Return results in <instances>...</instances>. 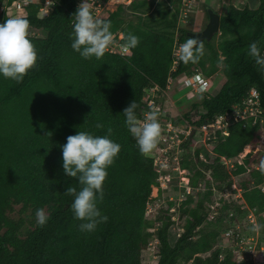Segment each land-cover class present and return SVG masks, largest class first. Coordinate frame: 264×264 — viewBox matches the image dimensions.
<instances>
[{
	"label": "trees",
	"instance_id": "obj_1",
	"mask_svg": "<svg viewBox=\"0 0 264 264\" xmlns=\"http://www.w3.org/2000/svg\"><path fill=\"white\" fill-rule=\"evenodd\" d=\"M21 1L0 0V22L27 18L30 29L39 34L30 36L38 60L22 83L0 76V264H143L151 237L148 229L153 226L146 220V206L158 175L153 156L139 152L123 111L135 100L141 118L147 110L145 96L154 85L165 90L169 80L198 69L211 78L221 67L224 86L213 94L215 87L210 84L201 103H194L192 113L185 115L186 121L195 127L212 124L217 116L242 104L252 89L259 92L264 108V71L248 56L253 41H262L264 46V0H259L257 9L231 5L221 16L217 46L204 42L209 53L196 64H184L174 57L176 48L190 34L178 29L184 0H134L127 8L119 7L104 20L111 21L113 36L135 34L138 46L127 54L107 51L101 59L91 60L71 48L72 16L81 0H54L48 14L42 11L45 0L18 9ZM101 1L108 2L88 0L96 15ZM125 11L134 20L125 19ZM207 16L209 19L208 12ZM175 61L178 64L173 71ZM98 123L104 127L97 128ZM108 128L112 129L110 139L121 145L118 158L107 170L104 198L98 202L108 220L94 232H81V221L70 208L74 197L67 193L68 187L79 191L80 185L64 174L61 146L77 131L104 136ZM210 143L215 156L208 155V163L200 162L199 148L195 163L183 162L193 173V187L199 188L200 182L208 187L206 198H190L183 204L184 231L174 245L170 229L175 221L167 209L158 231L160 248L155 264H264L263 253L240 259L220 247L222 242L226 244L220 239L223 226L226 232L245 217L239 208L225 204L209 224L216 229H203L210 212L206 200L213 195L211 189L231 186L221 157L235 159L247 146L259 152L247 157L235 176L245 202L257 210L259 223L264 224V192L260 188L264 185V123L236 124L230 136L217 133ZM39 208L49 213L44 227L33 220ZM230 214L233 216L228 219ZM234 233L233 239L239 236L238 231ZM260 233L264 243V230Z\"/></svg>",
	"mask_w": 264,
	"mask_h": 264
},
{
	"label": "clouds",
	"instance_id": "obj_2",
	"mask_svg": "<svg viewBox=\"0 0 264 264\" xmlns=\"http://www.w3.org/2000/svg\"><path fill=\"white\" fill-rule=\"evenodd\" d=\"M72 17L71 48L86 60L93 57L101 59L114 43L111 21L98 18L88 0H81ZM29 29L30 22L24 17H12L0 22V76L5 79L22 83L25 76L37 65V49L30 39ZM122 39L121 48L124 52H129L139 44V38L132 33ZM178 52L181 62L196 64L204 53V44L202 40L189 36L179 46ZM248 56L264 71L262 41H253L248 45ZM201 74L196 71L190 76L208 78ZM137 108L135 100L132 101L124 109L123 116L129 133L136 140L139 152L147 157L157 149L161 138L159 112L154 109L141 120L138 118ZM96 127L103 128L104 125L98 123ZM111 135V128L107 129L104 136H97L89 131H77L75 135L68 136L67 142L61 146L64 174L74 178L80 185L79 191L68 187L67 193L74 197L70 208L74 218L81 221V232H94L99 224L108 220L98 208V202L104 198L103 186L108 176L107 170L115 163L121 151V145L110 139ZM35 217L40 227L48 223L49 216L42 208L36 210ZM251 230L262 231L264 224L258 223Z\"/></svg>",
	"mask_w": 264,
	"mask_h": 264
},
{
	"label": "built area",
	"instance_id": "obj_3",
	"mask_svg": "<svg viewBox=\"0 0 264 264\" xmlns=\"http://www.w3.org/2000/svg\"><path fill=\"white\" fill-rule=\"evenodd\" d=\"M36 1L37 0H23L17 4V7L18 9H21L30 3H36ZM125 1L127 4H131L134 0ZM193 3L194 1L192 0H184L183 5L184 7H189L192 6ZM44 5L45 6L42 11L47 8L50 10L51 6L54 5V0H45ZM99 13L100 12L98 11L96 16H98ZM113 48L114 47L111 46L108 51L111 53H117L112 50ZM177 64V61H175L173 71L176 70ZM179 80L180 85L178 86V90L182 93L188 91L189 94H191V91L196 99H203L210 86V80L208 78L203 79L199 75L184 76ZM170 84L171 81L165 90H162L158 85H154L150 89L144 99V102L147 105V110L139 119L143 120L146 114L154 109L159 112L158 119L161 124L162 134L157 149L151 154L154 160V168L158 175L157 185L153 188V190L157 188L158 193L160 192V189L166 190L168 186L171 187L173 182L177 181L173 176L184 174L182 181H178V183L180 185V190H186V194L182 197L184 200L188 201V198L193 196L195 192H198L200 188L195 189L193 187L192 181L189 179L191 172L183 167L184 159L180 158V153L177 152L175 157L171 158L172 152L177 149L179 152L185 153L184 151L188 149L185 145L190 142H196L205 147V149H209V146H213V144L210 143V139H212L213 135L222 133L224 136L228 137L230 136L231 128L236 124L247 125L249 123H264V108L262 106L259 92L256 89H252L248 98L245 99L242 104L236 105L231 112L217 116L212 124H204L201 127H195L185 119L177 121L179 116L174 117L170 115L166 109V105H162V99L169 96L167 91L170 89ZM196 138H198L197 141ZM210 152L211 155L215 156L213 151ZM258 152L259 150H254L251 146H247L245 150L235 159L221 157V164L224 166L228 176L231 177V186L227 184L218 190L216 188L211 189L214 193L216 190L220 191V193H217L219 198L217 203H215V206L209 205L210 216H208V218L210 217L211 221H215V219L218 218L220 214L219 210L223 208L220 204L224 200H230L229 203L234 202L237 204L240 211L245 215V223L243 225H236L235 228L224 232L222 239L226 241V244H224V242L220 244L223 252L229 251L232 255L237 256L240 259H244L246 254L252 255L253 258H256L259 254H264V243L261 242L260 231L253 232L251 230L254 225L259 223L258 212L257 210L251 209L247 205L243 197V190L238 186L237 181L235 180L237 167L242 166L247 157ZM200 158L207 162L203 155H200ZM257 170L260 169L257 168ZM260 188L264 192V185ZM149 208L153 209V207L149 204V206H147V215L151 214ZM171 211L172 210H170V212ZM232 216L233 214L230 215V217ZM234 230L238 231L239 236L233 239L235 236ZM242 231L245 234H243ZM224 256L225 255L222 254L220 256V260H223Z\"/></svg>",
	"mask_w": 264,
	"mask_h": 264
},
{
	"label": "rangeland",
	"instance_id": "obj_4",
	"mask_svg": "<svg viewBox=\"0 0 264 264\" xmlns=\"http://www.w3.org/2000/svg\"><path fill=\"white\" fill-rule=\"evenodd\" d=\"M21 1V0H20ZM160 1V0H159ZM191 1V0H189ZM194 1L192 6L189 7H184L182 5L181 7V14L179 17V22H178V29H183L185 31H188L189 33H200L202 32L206 26L209 23V19L207 16V12L209 10L214 11L215 13H217L220 16H223V14H226L230 8L231 5H234L235 7L239 8V9H243L246 6H249L251 9H257L259 7V0H192ZM40 2V0H37L36 3ZM98 5H101V9H99V14H98V18L100 19H106L109 14L117 11L119 9V7L123 6V7H128L126 4L125 0H108V2H106L104 4V2H98ZM158 8V7H156ZM45 14H48L50 12L49 8L45 9L43 11ZM48 12V13H46ZM2 10L0 9V18L2 16ZM123 17H125V19L127 20H134L132 14L128 11H125V13L123 14ZM30 31V36L32 37H37L39 34H37L36 31H33L32 29H29ZM179 33L176 32L175 37L178 38ZM123 35L121 33H118L117 35L113 36L114 39V43L112 44V47H114L112 50L120 53L123 51V49L121 48V41H122ZM218 39H219V34H217V37L215 38V36L213 37V39L211 41H209L208 43H213L215 46H217L218 43ZM177 47V46H176ZM179 46L176 48L175 50V59L179 58V52H178ZM124 52V51H123ZM126 53V52H124ZM209 50L206 46H204V53L203 54H208ZM127 54V53H126ZM209 66V64L207 65V67ZM174 69V68H173ZM199 70V69H198ZM197 70V71H198ZM193 72H195L194 70H192ZM200 74L202 73L199 70ZM203 75V74H201ZM204 76V75H203ZM210 80V84L212 87H215L213 89V94H218L220 92V90L222 89V87L225 84V77L223 75V68L221 67L219 69V72H217L215 75H213L211 78H208ZM175 80V81H174ZM171 84H170V89L168 92L169 96L165 97L164 99H162V105H166V109L168 110V112L170 113V115L174 116V117H178L177 121H180L182 119H185V115L187 113H192V105L194 103H201L202 99L201 98H195L193 95V92L190 91L191 94H189L188 91L185 92H180L178 90V86L180 85V80L179 79H171ZM169 81V82H170ZM169 85V83H168ZM194 119H197L198 116L195 114L193 116ZM198 140V138H196V141ZM201 149V155H203L205 157V160H207V156L211 154L210 151H213L214 146H209V149H205V147L201 146V144H198L196 142L191 143V145L188 147L187 150H183L185 153L183 152H179L177 149L175 151L172 152L171 154V158L175 157V154L178 152L180 153V158L184 159V161H189L191 163H195V151L197 149ZM200 162L204 163L205 161H203L200 157ZM208 163V160L207 162ZM199 167V166H198ZM198 169H203V167L200 165V167ZM184 174L181 175H177V176H173L177 181L173 182V185L170 187L168 186V188L166 190H162L160 189V192H157V188H155L153 190V197L149 200V202L147 203V206L153 207V209L149 210L151 211L150 215L146 214V220L152 222L153 226L150 229H148V234L151 235V237H149V246L147 248V250L143 253V264H155V262L158 261V253H159V248H160V243L158 241V231L159 229H161V227L163 226V223L165 222V218H166V211L167 209H171L172 211L169 212L168 214H170L172 216V218L175 221V224L172 226V228L170 229V241L171 244L174 245L176 243V241L179 239L180 235L183 233L184 231V222H185V218L182 217V212L184 209L183 204L186 202V200H184V198L182 197L183 195L186 194V190L182 189L180 190V185L178 183V181H182ZM193 175V173H191V176ZM191 176L189 177V179L191 180ZM231 179V177H229ZM210 180V178H208ZM235 180L238 181V178L235 177ZM204 181V180H202ZM181 184V183H180ZM201 186L199 187L200 190L198 192H195L193 196H191L190 198L193 199H203L206 198V193L209 190L208 187H205L202 182H200ZM203 185V186H202ZM221 189V188H216ZM215 191V193L213 192V195L206 200V203L210 206L214 205L215 203H217L218 201V196L217 193H220V191ZM200 194V196H199ZM188 198V199H190ZM230 200H224L220 205L224 206L225 204H230L231 205V209H235L239 208V206L237 204H235L234 202H230ZM173 204L174 206L170 207V204ZM147 206H146V212H147ZM195 206V205H193ZM234 206V207H232ZM175 207V208H174ZM233 210H231L232 212ZM230 212V213H231ZM241 212V211H240ZM45 213L48 215L49 213L47 211H45ZM243 213V212H241ZM156 214V215H155ZM232 215V214H230ZM229 215V218L230 217ZM210 216V214H209ZM13 217H16V215H13ZM226 217V216H224ZM228 217V216H227ZM241 217V216H240ZM36 219V217H33V220ZM246 218L243 216L241 218H239V223L238 225H243L245 223ZM213 221H211L210 217L208 218V220L206 221V223L204 224L205 227L203 228L205 231H211L216 229V227H211L209 224L212 223ZM223 228L225 229V226H223ZM221 229V237L220 239H222V235L224 233V229ZM183 264H187V263H183Z\"/></svg>",
	"mask_w": 264,
	"mask_h": 264
},
{
	"label": "water",
	"instance_id": "obj_5",
	"mask_svg": "<svg viewBox=\"0 0 264 264\" xmlns=\"http://www.w3.org/2000/svg\"><path fill=\"white\" fill-rule=\"evenodd\" d=\"M209 13V23L206 28L200 33H190L189 36L202 40V42H209L213 37L220 33L221 16L212 10Z\"/></svg>",
	"mask_w": 264,
	"mask_h": 264
}]
</instances>
